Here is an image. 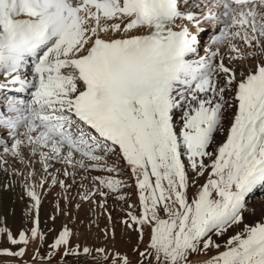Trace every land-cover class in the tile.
I'll return each mask as SVG.
<instances>
[{
    "label": "snow or ice",
    "instance_id": "6c2138e0",
    "mask_svg": "<svg viewBox=\"0 0 264 264\" xmlns=\"http://www.w3.org/2000/svg\"><path fill=\"white\" fill-rule=\"evenodd\" d=\"M142 2L151 6L147 20L140 16ZM189 3L0 0V76L32 90L30 103L21 107L11 102L7 109L28 115L0 113V126L15 135L25 126L22 135L33 146L32 154L40 153L44 172L62 188L65 181H57L50 171L55 163L67 166L65 177L72 174L68 168L120 175L122 169L110 158L122 156L136 180L140 204V215L128 213L125 223L139 226L134 230L141 240L144 226L150 228L149 243L140 253L147 264H190L192 253L213 247L212 234L220 236L240 225L247 197L258 188L264 190V58L242 73L230 66L238 59L264 57V0H200L197 9L208 8L202 15L188 10ZM113 18H127L123 28L111 25L113 31L145 27L149 34L106 40L101 33L109 27L101 21ZM179 19L201 31L204 23L217 26L204 56H195L198 35L188 27L174 30ZM91 21L94 25L89 26ZM225 43L226 52L219 51ZM29 64L32 80L21 77ZM231 92L237 111L226 142L207 165L204 159L213 156L209 148L224 127ZM177 109L182 116L179 131L173 118ZM23 143L16 139L10 147H0L24 162L19 152ZM206 170V183L189 198L188 188ZM33 175L30 171L26 180ZM94 179L101 196L126 186L111 175ZM45 183L41 177L39 184L25 186L37 210L36 188ZM35 223L30 236L9 231L7 240L25 246L30 240L42 242L45 237L38 232V220ZM70 236L64 228L50 248L78 255ZM97 251L107 259L106 250ZM83 253L90 250L85 247ZM3 254L22 257L25 250ZM123 264H128L126 258ZM206 264H264V223L230 238L227 250Z\"/></svg>",
    "mask_w": 264,
    "mask_h": 264
},
{
    "label": "rangeland",
    "instance_id": "374dc122",
    "mask_svg": "<svg viewBox=\"0 0 264 264\" xmlns=\"http://www.w3.org/2000/svg\"><path fill=\"white\" fill-rule=\"evenodd\" d=\"M114 22L115 21H113V23ZM260 58L261 57L258 56L257 58L255 57V59H248V63H246L244 60L239 59L238 61H235L239 62V64H242L243 66H246V64L252 66L251 62L255 63L254 61H258ZM228 98L229 100L232 99L230 102L232 103L234 92L229 93ZM228 107L229 105L226 107V111L228 110ZM231 115L232 113H228L227 118H230ZM180 126L181 123L177 125V128H180ZM6 136L8 135H5L4 133L2 136H0V143L2 144L3 142H5V146H7L10 142V140L7 139ZM24 138L26 137L24 136ZM16 139L20 140V138L17 136L13 139V142H15ZM8 147H10V145ZM27 148L31 150V146L29 143L27 144ZM44 151L46 152V150ZM20 154L22 155L21 152ZM3 156L4 150L0 154V162L4 172L9 171L10 175L16 176L15 173H13V171L10 170L1 160ZM119 156L120 155L112 156L110 159L117 161L119 168L122 169L120 175L109 174L107 172L84 171L82 169H79L77 172L78 176L80 174L84 175L88 172L89 175L91 174L92 179L88 174L79 176L78 178H74L73 175L76 170H72L70 172L72 173L70 175V179H67L65 181V188H62L58 183H56L55 185L52 184V176H49L44 172L43 165L39 163L37 159H35L32 164L31 162H29L30 159L28 160V158L22 155L24 161L22 162L20 156H18L19 161L16 169L19 170L21 178L16 181H18V186L21 190H23V193L20 191L18 193H20L22 196L17 193V195L13 196V198H11L8 193H11L12 191V182L14 180H10L4 174L2 175V168H0V223L2 222L4 224L3 227L2 225L0 227L3 229L7 228V231H10L11 233L14 232L15 227L21 228L23 226L30 230L31 228H33V226H37L36 223H34V225L33 222L38 220V228L41 231H47L45 238H48V241H51L52 236V240L54 239V237H58V235L56 234H59V232L64 228H67L71 232L70 242L72 244V247L76 252L79 253L78 255H65L63 249V251L60 250V252H57L59 251L57 250L56 252L59 253V255L54 256L53 254L57 253H55V251L53 253L54 249H50L49 252L52 253L47 255L46 257H44V254H42V257L38 258V260L37 258H34V254V257L30 258L31 260L29 259V261H23V264H33L35 260L43 262L44 264H123V258L127 259L128 264H147V260L141 257L140 253L144 252L147 248V245L149 243L148 238L150 235V228L147 225L144 226L143 239L141 240L140 234L134 230L136 227H139L138 225H134L131 228L126 226L125 221H129L128 213H132L136 216L140 215V204L139 202H137L138 194H136V188L133 187V185L135 184L133 183L135 178L130 173L131 170L124 167V160L121 156V158ZM61 165L63 164L57 163L58 168L57 170H55V175H57L58 173H61L63 175V167H61ZM31 169L34 171V174L36 176L35 184L40 183L41 177L46 178V183L44 184L43 188H36V191L40 196V205L38 210L33 207L34 201H32L28 196L25 187L26 184L31 183L30 181L26 180V177L28 176ZM63 170L65 171V168ZM24 172L27 174H25ZM109 175H111L114 179L123 180L126 186L122 187L119 192L108 193L107 196H101L95 190L98 187V181H96L94 178ZM60 180H64V176H61ZM79 181L81 182L80 185L77 184V182ZM92 181L95 184V188L92 187ZM190 189L189 191H187V193L188 197L192 198L199 187H191ZM102 191L107 192V189H102ZM4 195L6 197H9V199H3ZM91 195L93 196L92 198L90 197L89 200L85 198ZM119 195L124 196V199H117L116 197ZM248 197H250V195ZM135 198L137 199V201ZM8 200L11 201L9 203L10 206H8V209L10 210L6 214V211L2 207V205L4 204V201L7 205ZM112 202L114 203L113 209L111 208ZM129 205H134L135 207L129 208ZM257 207H259V209L264 208V190L262 189L255 190L251 194L249 201L246 200V211L244 213L243 221H246L247 223L242 224V231L237 227V225H235L234 227L232 226V228L230 227L227 231L224 232L228 234V236H226L227 239H230L233 236L242 233L249 227L255 226L256 223H264L263 218L256 221L247 219L249 212L252 219L257 217V214H253L254 210H257ZM234 228H236V230ZM19 231H21V229H19ZM223 234L220 236L212 234L211 239L213 240V247L206 253H192L190 256V264H206V262L211 257H214L219 253L227 250V241H223L225 244L221 241V238L224 236ZM215 237L216 239H214ZM9 244L11 245L10 242ZM216 245H218V247ZM85 247L90 250V254L83 253V248ZM98 249L106 250L107 259L105 258V253L98 252ZM204 254H207L206 256H209V259L201 263L198 260H200V257H205ZM194 260H196V262ZM39 262H35L34 264H40ZM16 264H18V262H16ZM152 264H156L155 260Z\"/></svg>",
    "mask_w": 264,
    "mask_h": 264
},
{
    "label": "bare ground",
    "instance_id": "6f19581e",
    "mask_svg": "<svg viewBox=\"0 0 264 264\" xmlns=\"http://www.w3.org/2000/svg\"><path fill=\"white\" fill-rule=\"evenodd\" d=\"M191 7V5H189L188 6V8H190ZM114 20V18L112 19V20H102L101 21V23L102 24H105V25H107L108 27H109V30H108V32L107 33H101V35L103 36V38L104 39H113V38H121V37H126V36H130V35H134V34H140V35H144L143 33H142V30L141 29H136V30H133V31H130V32H128V33H125V32H123V30H122V28H123V25H124V23L126 22V20H127V18H117V20H116V23H120L121 25H122V28H121V30H119V31H113L112 30V28H111V25H113V24H115V23H112V21ZM108 23V24H107ZM191 23H189L188 21H186V20H178L176 23H175V26L176 27H178V28H181L183 25H190ZM92 25H94V21H91L90 22V25L89 26H92ZM111 31V32H110ZM197 31V27H195V29H194V32H196ZM112 32H114V33H112ZM110 33H112V34H114V35H112V34H110ZM204 33V34H203ZM202 35H206V32H202ZM203 37V36H202ZM205 39V42H204V46L206 47V46H209L210 45V41H209V39H210V37H205L204 38ZM234 43H236L237 45H242V42H241V40H236V41H234ZM213 48H215V46H212ZM226 48V47H225ZM223 49V50H219V51H222V52H226V49ZM205 53V48H204V50H203V52L199 55V56H201V55H203ZM251 58V57H250ZM250 58H248V59H250ZM257 58V57H256ZM248 59L245 61L246 63H248L249 61H248ZM255 59V58H254ZM261 59V58H260ZM238 61V60H237ZM237 61H234L231 65L232 66H234L238 71H240L241 73L243 72V70H245V69H248V68H250L251 66L249 65V64H246V66H243L242 64L240 65L239 64V62H237ZM225 64H227V61L225 62V61H223ZM230 65V66H231ZM22 76H24V79H26V80H30V73H29V71L27 70V69H25V70H22ZM4 78V77H3ZM3 81H5V79H3ZM224 81H223V78H221L220 79V83H223ZM0 87H2V85L0 86ZM6 100H8V106H9V104L11 103V102H16L19 106H23V105H26V104H28V102L26 101V98L25 99H23V100H20V98L18 97V95H14V96H12V97H9L8 99H6ZM231 100L232 99H230L229 100V107H228V110L226 111L225 110V118H224V120H223V125H224V127H223V129L221 130V131H219V132H217L216 134H215V140H214V143L210 146V148H209V151L210 152H212L213 153V156L212 157H206L205 159H204V163L205 164H207V165H210L211 163H212V160L214 159V157H215V155L217 154V151H218V148L220 147V146H222V144L223 143H225L226 142V139H227V134H228V131H229V129H230V126H231V123L233 122V119H234V114H235V112L237 111V109H236V107H237V104H236V102H235V99L233 98V101H232V103H230L231 102ZM10 113V112H9ZM228 113H232V115H231V117L230 118H227V114ZM11 114V117H13V118H15V117H17V116H20V117H23V116H27L28 115V113L26 112V111H21L20 113H14V112H11L10 113ZM173 118H174V123H175V125H176V128H177V125L178 124H180L181 122H182V116H181V110L180 109H177L175 112H174V115H173ZM91 131V130H90ZM177 131H179V128H177ZM7 132V130H4V132L3 133H6ZM3 134H1V136H2ZM11 136H6V138L7 139H9ZM13 137V136H12ZM1 139H3V138H1ZM0 145H2V146H4L5 147V142H3L2 144L0 143ZM29 152H30V150H29ZM117 155H119V154H117ZM120 157V156H119ZM122 157V156H121ZM120 157V158H121ZM1 160L4 162V164H6V166L10 169V170H12L13 171V173H15V175L17 176H14V175H10V172L8 171V172H4V170H3V168H2V165H1V162H0V168H2L1 169V173H2V175L4 174L6 177H8L10 180H14L13 182H12V191H11V193H8L10 196H11V198H13V196H15V195H17V193L18 192H22L23 193V190H21L20 189V187L18 186V181H16V180H19L20 178H21V175H20V172H19V170L18 169H16V166L18 165V161H19V159H18V156H14V155H12L11 153H10V151L8 152V153H5L4 152V156H3V158H1ZM29 160V159H28ZM31 160V161H30ZM29 160V162H34L35 161V159H30ZM184 162H185V164H186V166H187V160H186V158H185V160H184ZM33 164V163H32ZM32 164H30V165H32ZM124 167L126 168V169H129V167L127 166V164H126V162H124ZM40 168V167H39ZM42 168V167H41ZM130 170V169H129ZM31 171H33L32 169H31ZM34 172V171H33ZM25 173V172H24ZM130 173H131V171H130ZM25 174H27V173H25ZM132 174V173H131ZM188 176L189 177H192L193 175H194V173L191 171V169H190V167L188 168ZM25 177V176H24ZM209 178V170H206L205 171V175L204 176H199V177H197V179H196V181H195V183L194 184H192V185H190V187L188 188V190L187 191H189V189L191 188V187H196V188H198V187H200V185H202V184H204V182H206L207 181V179ZM35 179H36V176H35V174L31 177V180H30V182L31 183H35ZM29 181V180H28ZM39 182V181H38ZM133 183H135L134 185H133V187H135L136 188V180L134 179V181H133ZM17 190H16V189ZM134 188V189H135ZM11 189V188H10ZM132 189V188H131ZM198 190V189H197ZM190 191H191V189H190ZM3 193V192H2ZM18 194H20V193H18ZM136 194H138V190H137V188H136ZM5 195H7V194H5ZM3 196V199H6V198H8L9 199V197H6V196ZM21 195V194H20ZM22 196V195H21ZM1 197V196H0ZM136 197V196H135ZM137 198V197H136ZM135 198V199H136ZM2 199V198H1ZM16 199H17V197H16ZM20 199V198H19ZM138 199V198H137ZM137 199H136V201H137ZM12 200V199H11ZM139 200V199H138ZM3 201V200H2ZM6 201V200H5ZM5 201H4V204L2 205V207L5 209V211H6V214L8 213V211L10 210V209H8V206H10L9 205V203L11 202L10 200H8L7 202V205L5 204ZM2 203V202H1ZM34 204V203H33ZM2 208V209H3ZM1 209V208H0ZM252 212H253V210H252ZM253 214H257V217L256 218H253L252 219V217H251V215H250V212H249V214H248V216H247V219L248 220H253V221H256V220H258V219H264V208L263 209H259V207H257V210H254V212H253ZM36 222V221H35ZM35 222H33V224L35 223ZM243 223H247L246 221H242V223L240 224V225H237V227L241 230V228H242V224ZM249 223V222H248ZM260 223V222H259ZM250 224V223H249ZM257 224V223H256ZM2 225V227H3V223L1 222L0 223V226ZM35 225V224H34ZM33 227H36V226H33ZM234 227V226H233ZM232 228V227H231ZM19 229H21V231H24L25 233H26V235H29L30 236V231L27 229V228H25V227H21V228H17V227H15L14 228V232L12 233L13 234V236H17V233L18 232H20L19 231ZM39 229V228H38ZM235 230H236V228H234ZM6 230V231H5ZM238 230V229H237ZM231 231H233V230H231ZM242 231V230H241ZM7 228L6 229H3V228H1L0 227V264H12V263H15L16 264V262H18V264H23L22 262L23 261H26V260H28L29 261V259L30 258H32V257H34L33 255L35 254V257L34 258H41L42 257V254H44V257H46L47 255H49V254H51L52 252H49V250L51 249V248H49L50 247V245L51 244H53L54 243V241H55V239L57 238V236L56 237H54V239L52 240V238H53V236L51 237V241L49 240L48 241V238L46 239V238H44V240L41 242L39 239H37L36 241H29V243L25 246V245H21V244H17L16 246H12V244L10 245L9 244V242H8V240H7V238H6V235H7ZM38 232L39 233H42L43 235H44V237L46 236V234H47V231H45V230H43V231H41L40 229L38 230ZM231 233V232H230ZM235 234H236V232H235ZM234 234V235H235ZM56 235H58V234H56ZM224 236L221 238V241L223 242V241H228L229 239H227L226 238V236H228V234L227 233H224L223 234ZM18 238V237H17ZM149 239V238H148ZM214 239H216V237L214 238ZM220 239V238H219ZM71 240V239H70ZM217 241H218V239H217ZM224 243V242H223ZM225 244V243H224ZM72 245V244H71ZM225 246V245H224ZM21 248H24V250H25V254L22 256V257H18V256H12V255H7V254H3L4 252H5V250L6 251H10V252H17V251H19ZM136 249V248H135ZM145 249V248H144ZM60 250H62L63 251V248H61V249H59V251H57V250H53V253H54V251H55V253H57V252H60ZM141 250V249H140ZM57 251V252H56ZM208 254V253H207ZM207 254H204V256L205 257H203V258H205V259H203L202 257H200V260H198V261H200L201 263L202 262H205V261H207L208 259H209V256H206ZM54 256H56V255H59V253H57V254H53ZM11 256V257H10ZM37 256V257H36ZM55 258H57V257H55ZM54 258V259H55ZM31 260V259H30ZM39 260V259H38ZM38 260H35L34 261V263L35 262H39ZM154 261V260H153ZM195 262H196V260H194ZM193 261V262H194ZM25 263V262H24ZM33 263V264H34ZM40 264L41 263H43V262H39ZM47 263V262H46ZM153 263V262H152ZM37 264V263H36ZM44 264V263H43ZM203 264V263H202Z\"/></svg>",
    "mask_w": 264,
    "mask_h": 264
},
{
    "label": "clouds",
    "instance_id": "9594fccd",
    "mask_svg": "<svg viewBox=\"0 0 264 264\" xmlns=\"http://www.w3.org/2000/svg\"><path fill=\"white\" fill-rule=\"evenodd\" d=\"M140 16L142 19L147 20L151 16V6L147 3L140 4Z\"/></svg>",
    "mask_w": 264,
    "mask_h": 264
}]
</instances>
